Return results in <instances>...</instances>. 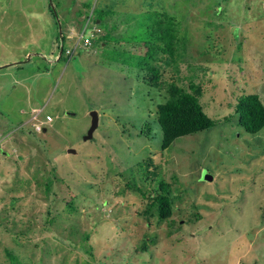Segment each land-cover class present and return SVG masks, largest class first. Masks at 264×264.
<instances>
[{
  "label": "rangeland",
  "instance_id": "obj_1",
  "mask_svg": "<svg viewBox=\"0 0 264 264\" xmlns=\"http://www.w3.org/2000/svg\"><path fill=\"white\" fill-rule=\"evenodd\" d=\"M92 11L109 40L53 60L70 44L58 32L74 43ZM148 11L178 24L157 89L135 44ZM168 86L194 88L215 125L162 148ZM242 93L264 105V0H0V264H264V128L236 125ZM33 107L52 117L43 133L20 129ZM149 158L169 188L165 220L137 168Z\"/></svg>",
  "mask_w": 264,
  "mask_h": 264
},
{
  "label": "trees",
  "instance_id": "obj_2",
  "mask_svg": "<svg viewBox=\"0 0 264 264\" xmlns=\"http://www.w3.org/2000/svg\"><path fill=\"white\" fill-rule=\"evenodd\" d=\"M50 11V14L54 18L55 13L53 9ZM101 14L102 12H98V23L102 19ZM92 22H94L93 19ZM138 26L139 29L142 28L140 29L142 32L135 44L144 49L142 58L152 63V68L148 69L150 78L146 83L152 88L157 89L159 88L157 79L160 77L161 67L159 65L163 63L170 65L176 61L178 24L174 17L166 13L148 11L139 15ZM95 27L99 28L96 24ZM109 32L102 33L101 31V35L93 41L91 47L97 44L99 46L105 45L109 40ZM68 34L69 32L65 35L59 32L58 36L60 35V43L68 41L70 43L69 47L72 44V35L67 37ZM58 60H60V57ZM142 62L144 61L142 60ZM193 90L190 88L191 93L197 95L198 92ZM166 94L168 99L155 108L156 124L161 133L162 148H166L177 138L208 130L215 125L214 121L202 113L199 105L196 103L197 97L195 95L172 86L166 88ZM232 110L237 118L236 125L246 134L254 135L264 128V105L254 94L242 93L239 95L234 102ZM142 163L145 164L146 173L151 175L149 181L153 182L154 179L157 183L155 186L157 195L153 198L154 203L149 200V204L157 208V218L165 220L171 214V198L168 192V185L163 183L160 178L157 181L155 180V178H158L157 174H155L157 170L155 167H152L150 169L151 172H149L152 163L150 158L137 164L139 165L138 169L142 170ZM145 191L144 188L137 190L142 196H144L143 192Z\"/></svg>",
  "mask_w": 264,
  "mask_h": 264
},
{
  "label": "built area",
  "instance_id": "obj_3",
  "mask_svg": "<svg viewBox=\"0 0 264 264\" xmlns=\"http://www.w3.org/2000/svg\"><path fill=\"white\" fill-rule=\"evenodd\" d=\"M92 20H90V14L87 16V18H85L84 22L82 23L80 32L78 33L75 42L65 48V50L63 51L62 49H59L58 55L59 57H62V54L65 58H71L74 55V51L75 49L80 45L83 48H88L91 47L93 41L101 35V30L97 27H95V25L93 23H91ZM88 29V35L85 36V31ZM71 34H68L67 37H70ZM61 47V46H60ZM59 47V48H60ZM62 48V47H61ZM38 114V111L34 112V114L32 115V119L35 118ZM43 121L49 122L50 121V117L49 116H44ZM42 126H35L34 130L36 132H40Z\"/></svg>",
  "mask_w": 264,
  "mask_h": 264
},
{
  "label": "crops",
  "instance_id": "obj_4",
  "mask_svg": "<svg viewBox=\"0 0 264 264\" xmlns=\"http://www.w3.org/2000/svg\"><path fill=\"white\" fill-rule=\"evenodd\" d=\"M92 16H93V11H92V15H91V18H92ZM81 18V20L79 21V22H84V20H85V17L84 16H81L80 17ZM98 23V22H97ZM59 33V32H58ZM67 33V32H66ZM27 55V53L26 54H24V57ZM30 54H28V60H30L29 58H30ZM55 57H53V60H55L54 59ZM52 60V61H53ZM13 62V63H12ZM12 62H10L9 63V65L8 66H11V64L12 65H16V64H19V62L18 63H16L15 61H12ZM29 62V61H28ZM17 68H20V67H17ZM36 111H38V114H37V116L35 117V118H31L32 120L30 121V122H26L25 123V121H27V119H28V117L29 116H32L33 114H34V112H36ZM39 115H43V116H49L50 117V121L49 122H44V121H42L41 119H39ZM51 121H52V117L49 115V114H47V113H44V108L43 107H41V108H35V107H33V108H31L30 109V111L28 112V116L22 121V123H20V129L21 128H23V129H26V128H28V130H30V129H32V130H34V127L35 126H39V125H41V126H45V125H47V124H49V123H51ZM27 125V126H23V125H25V124ZM22 126V127H21ZM43 132H45V128L43 129V131H41V133H43ZM36 133H40V132H36Z\"/></svg>",
  "mask_w": 264,
  "mask_h": 264
},
{
  "label": "water",
  "instance_id": "obj_5",
  "mask_svg": "<svg viewBox=\"0 0 264 264\" xmlns=\"http://www.w3.org/2000/svg\"><path fill=\"white\" fill-rule=\"evenodd\" d=\"M67 115L73 116L72 114H67ZM88 116H89V126H88L85 134L81 137L82 141H84V142L91 140L92 134L96 130L97 123H98V117H97V114L94 110L90 111L88 113ZM67 153L74 154V151L71 149H68Z\"/></svg>",
  "mask_w": 264,
  "mask_h": 264
},
{
  "label": "clouds",
  "instance_id": "obj_6",
  "mask_svg": "<svg viewBox=\"0 0 264 264\" xmlns=\"http://www.w3.org/2000/svg\"><path fill=\"white\" fill-rule=\"evenodd\" d=\"M88 15H89V13H88ZM91 15H92V12H91ZM91 15H90V18H91ZM85 18H87V16L85 17ZM91 20H92V18H91ZM69 34H71V32H69ZM72 35V34H71ZM58 50V49H57ZM58 58H59V55H57V57H55V59H56V61H58ZM61 58V57H60ZM72 58V57H71ZM71 58H66V61H68L69 59H71ZM43 119H44V117H43ZM39 126H41V125H39ZM42 129H41V131H43V126L41 127ZM33 131H35V130H33ZM36 132V131H35Z\"/></svg>",
  "mask_w": 264,
  "mask_h": 264
}]
</instances>
